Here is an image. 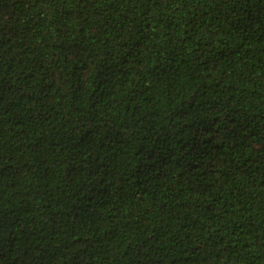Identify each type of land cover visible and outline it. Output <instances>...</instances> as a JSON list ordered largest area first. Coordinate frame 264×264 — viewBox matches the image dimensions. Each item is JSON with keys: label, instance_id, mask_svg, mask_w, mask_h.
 Listing matches in <instances>:
<instances>
[{"label": "trees", "instance_id": "16d2710c", "mask_svg": "<svg viewBox=\"0 0 264 264\" xmlns=\"http://www.w3.org/2000/svg\"><path fill=\"white\" fill-rule=\"evenodd\" d=\"M0 264H264V0H0Z\"/></svg>", "mask_w": 264, "mask_h": 264}]
</instances>
